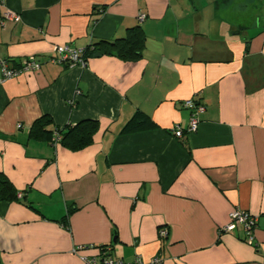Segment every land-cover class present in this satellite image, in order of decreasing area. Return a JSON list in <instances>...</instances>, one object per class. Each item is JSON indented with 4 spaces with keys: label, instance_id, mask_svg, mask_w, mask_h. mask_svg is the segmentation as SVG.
<instances>
[{
    "label": "crops",
    "instance_id": "1",
    "mask_svg": "<svg viewBox=\"0 0 264 264\" xmlns=\"http://www.w3.org/2000/svg\"><path fill=\"white\" fill-rule=\"evenodd\" d=\"M133 28L135 55L49 61L54 45ZM263 34L264 0H0V59L41 62L0 83V173L18 195L0 200L1 263L83 264L72 248L91 244L126 261L264 264ZM188 99L204 106L195 132ZM135 115L148 120L125 131ZM43 116L97 128L82 147L53 144L30 134ZM234 209L258 215L253 244L221 232Z\"/></svg>",
    "mask_w": 264,
    "mask_h": 264
},
{
    "label": "built area",
    "instance_id": "2",
    "mask_svg": "<svg viewBox=\"0 0 264 264\" xmlns=\"http://www.w3.org/2000/svg\"><path fill=\"white\" fill-rule=\"evenodd\" d=\"M9 18L18 22L20 16L17 14L9 13ZM139 20L144 18L143 14L138 16ZM263 44H264V34H263ZM84 48H73L69 45H54L53 54L49 57V61L55 64L62 65H85L86 60L84 58ZM41 62L36 60L33 55L25 57L16 67L10 65L7 59H0V83L13 79L21 74L35 72L40 69ZM183 106L189 110V125L187 127V132H195L199 124V115L204 111V106L202 104H197L194 100H185ZM20 126V125H18ZM173 133L176 137H180L183 130L176 126L173 129ZM60 140L59 133L55 130L53 132L51 142L57 144ZM258 215H253L242 209H234L229 213L228 222L221 227V232H227L241 227L244 231L243 240L248 244H253L254 242V231L258 223ZM161 237L167 236L166 228H161L159 231ZM93 248L91 244H77L72 248V253L77 255L83 264H160L162 259L159 256H154L148 261H144L141 257H135L132 261H126L121 258L114 256H104L100 248L95 255H85L84 252ZM110 248H106L109 251Z\"/></svg>",
    "mask_w": 264,
    "mask_h": 264
},
{
    "label": "trees",
    "instance_id": "3",
    "mask_svg": "<svg viewBox=\"0 0 264 264\" xmlns=\"http://www.w3.org/2000/svg\"><path fill=\"white\" fill-rule=\"evenodd\" d=\"M144 37L139 28L129 29V34L122 38H116L114 40H98L94 44H91L84 49V58L87 61L91 55H101L105 53H111L110 49H113L119 56H131L139 52ZM99 46L101 49H97ZM147 118L142 115H135L126 125L125 131H132L141 128L144 123L147 122ZM47 123V118L45 116L37 119L31 127L30 134L32 136H37L39 134H46L47 138L51 141L53 132L56 130L60 135L59 142H71L73 147H82L90 142L91 134L97 128V121L92 119H87L80 121L74 125H66L63 128H55L53 130H48L45 128ZM35 127H38L37 129ZM18 197L17 192L12 185V183L0 173V200L13 201ZM258 224V223H257ZM101 252L105 253L104 256H113L111 251H106L108 246H99ZM0 264L1 260H0Z\"/></svg>",
    "mask_w": 264,
    "mask_h": 264
}]
</instances>
